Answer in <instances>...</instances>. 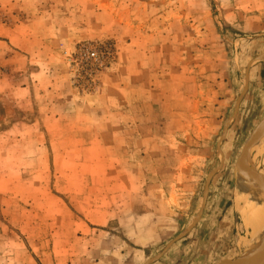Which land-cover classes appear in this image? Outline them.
Instances as JSON below:
<instances>
[{
	"label": "rangeland",
	"instance_id": "374dc122",
	"mask_svg": "<svg viewBox=\"0 0 264 264\" xmlns=\"http://www.w3.org/2000/svg\"><path fill=\"white\" fill-rule=\"evenodd\" d=\"M263 120L264 0H0V264L242 263Z\"/></svg>",
	"mask_w": 264,
	"mask_h": 264
},
{
	"label": "bare ground",
	"instance_id": "6f19581e",
	"mask_svg": "<svg viewBox=\"0 0 264 264\" xmlns=\"http://www.w3.org/2000/svg\"><path fill=\"white\" fill-rule=\"evenodd\" d=\"M264 140V132L262 133V135L260 136V138L256 141L255 146L252 148V150L250 151L249 155L252 154V152L262 143V141ZM239 168L240 171L242 172L244 171V173L246 172L245 168H248L245 165V161L240 160L239 163ZM250 164V162L248 163ZM239 179L240 184L248 189H255V187L253 185H251V183L246 179V176L244 175ZM248 173V172H247ZM246 174V173H245ZM249 175V173H248ZM250 176V175H249ZM245 190V189H244ZM243 190V192H244ZM252 190V194L249 195L246 193L244 194V197L247 201H249L248 203L251 205L252 203L254 204V208L252 206H248V204L243 200L242 203H244L246 205L245 208H247L249 210V215L247 218V221H244V225L246 227H251V222L255 221V224L261 234V236L259 235L258 231L253 228V234L249 236V239H246L243 243H242V247L244 249V253L246 254V256H248L246 259L243 260L242 263L240 264H264V250H263V238H264V214L263 216L256 212V204L255 202L257 201V191ZM243 194V193H242ZM259 208V207H258ZM252 216V217H251Z\"/></svg>",
	"mask_w": 264,
	"mask_h": 264
},
{
	"label": "water",
	"instance_id": "95a60500",
	"mask_svg": "<svg viewBox=\"0 0 264 264\" xmlns=\"http://www.w3.org/2000/svg\"><path fill=\"white\" fill-rule=\"evenodd\" d=\"M263 132H264V120L259 124V126L256 128L254 133L249 138L247 144L245 145V147H244V149L242 151V155H241V159L243 161L247 162V160H250L249 157H248L249 152L255 146L256 141L260 138V136L262 135ZM249 166L252 167V162H251V164ZM263 245H264V238H263ZM234 261L235 260H233V261H224V262H221L220 264H234Z\"/></svg>",
	"mask_w": 264,
	"mask_h": 264
},
{
	"label": "built area",
	"instance_id": "2783aa9c",
	"mask_svg": "<svg viewBox=\"0 0 264 264\" xmlns=\"http://www.w3.org/2000/svg\"><path fill=\"white\" fill-rule=\"evenodd\" d=\"M98 58H99V55L96 52L92 51L88 53L86 57V61H96L98 60Z\"/></svg>",
	"mask_w": 264,
	"mask_h": 264
},
{
	"label": "crops",
	"instance_id": "0c3cea01",
	"mask_svg": "<svg viewBox=\"0 0 264 264\" xmlns=\"http://www.w3.org/2000/svg\"><path fill=\"white\" fill-rule=\"evenodd\" d=\"M9 44H11V43H9ZM25 59H26V61L29 60L28 62L30 63V58H28V57L25 56ZM30 64H31V63H30ZM38 66H39V65H38ZM63 90L67 91V93H68V91H69V87L66 85V86H65V89H63ZM21 91L24 92V93H26V88L22 89ZM61 96H63V94H61ZM67 96H68V95H67Z\"/></svg>",
	"mask_w": 264,
	"mask_h": 264
}]
</instances>
